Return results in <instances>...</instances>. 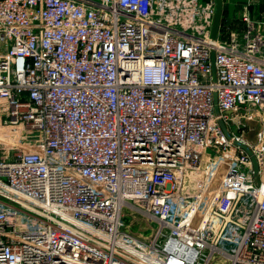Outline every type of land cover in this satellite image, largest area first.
Listing matches in <instances>:
<instances>
[{
    "label": "built area",
    "instance_id": "obj_1",
    "mask_svg": "<svg viewBox=\"0 0 264 264\" xmlns=\"http://www.w3.org/2000/svg\"><path fill=\"white\" fill-rule=\"evenodd\" d=\"M259 4L0 0V264H264Z\"/></svg>",
    "mask_w": 264,
    "mask_h": 264
},
{
    "label": "rangeland",
    "instance_id": "obj_2",
    "mask_svg": "<svg viewBox=\"0 0 264 264\" xmlns=\"http://www.w3.org/2000/svg\"><path fill=\"white\" fill-rule=\"evenodd\" d=\"M233 8L231 7L230 10L234 11L235 16L238 15L241 9V6L239 5V2H243V0H230ZM230 10L228 8L227 12ZM255 14L258 18L264 17V0H260V4L257 6ZM1 137V135H0ZM4 139V142H7V138ZM124 220L128 226V229L130 232H132L134 235L139 237H144L146 239H151L157 232L158 229V223L155 219L150 218L140 212L139 210H136L134 208H125L124 210ZM218 264V263H213ZM222 264V263H221Z\"/></svg>",
    "mask_w": 264,
    "mask_h": 264
},
{
    "label": "water",
    "instance_id": "obj_3",
    "mask_svg": "<svg viewBox=\"0 0 264 264\" xmlns=\"http://www.w3.org/2000/svg\"><path fill=\"white\" fill-rule=\"evenodd\" d=\"M216 1V12H215V16H214V23H213V29H212V37L213 39H216L217 34H218V30H219V26H220V20H221V16H222V12H223V0H215ZM211 61H212V68H213V79L214 81L217 80V68H216V57H215V51H212V56H211ZM214 103H215V111L217 113V115L219 116V123L222 126L225 134L229 137L232 138V135L227 127L226 122L224 121V119L221 117V112L218 106V95L217 92H214ZM253 125L255 126V123H253ZM257 127V126H256ZM250 139L252 141L255 140V131H252L249 135ZM236 143L238 145H240L242 148H244L249 155L252 158V161L254 163V170H255V179L257 181V183H259V164H258V160L253 152V150L251 149V147L242 142V141H236Z\"/></svg>",
    "mask_w": 264,
    "mask_h": 264
}]
</instances>
